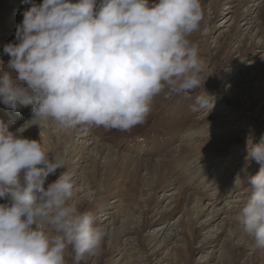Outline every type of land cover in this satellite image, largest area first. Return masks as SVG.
Masks as SVG:
<instances>
[{
    "label": "clouds",
    "instance_id": "9594fccd",
    "mask_svg": "<svg viewBox=\"0 0 264 264\" xmlns=\"http://www.w3.org/2000/svg\"><path fill=\"white\" fill-rule=\"evenodd\" d=\"M30 5L4 45L0 103L33 118L0 131V264H81L103 247L106 231L81 211L64 155L23 133L35 119L64 129L131 130L146 122L156 97L201 88L205 64L189 37L203 19L201 0H24ZM214 97H195L209 112ZM249 150L248 197L238 213L242 233L264 250V134ZM63 172L52 182L50 175ZM239 180V178H237Z\"/></svg>",
    "mask_w": 264,
    "mask_h": 264
},
{
    "label": "bare ground",
    "instance_id": "6f19581e",
    "mask_svg": "<svg viewBox=\"0 0 264 264\" xmlns=\"http://www.w3.org/2000/svg\"><path fill=\"white\" fill-rule=\"evenodd\" d=\"M227 1L201 0L200 29L189 39L199 46L206 80L194 92L195 97L204 91L213 96L214 106L209 112H192L194 120L188 136L167 152L166 162L170 163L132 159L99 143V139L83 127L64 129L52 120L35 119L30 122L35 125L23 133L26 138L40 140L52 153L65 156L66 170L76 181L75 197L81 211L94 212L97 226L100 217H106V244L96 258L95 255L85 258L89 264H173V256L176 264H193L195 256H199L200 261L194 264H212L213 261L214 264H264V250L253 248L252 238L242 233L238 222V213L248 197L245 188L250 184L249 177L260 168L255 161L245 166L244 158L249 150L247 138L251 136L255 144L264 134V1L250 6L249 0H232L229 12L222 17L218 7L220 4L227 7ZM11 11L8 0H0V17L3 18L0 22V64L7 57L1 51L6 41L4 37L8 39L23 19L17 24L10 23L16 16L6 18ZM248 41L252 43L250 49ZM251 56L257 60L248 66ZM170 95L156 97L150 115ZM245 95L246 100H243ZM219 105V110L215 109ZM257 106L259 110H255ZM250 111L254 115L257 112V118L250 115ZM232 123L246 128L227 130ZM233 154L236 155L231 157ZM220 160L236 163L230 179L234 182L229 179L227 182V187L236 192L234 202L228 203L234 206L232 211L227 206L217 208L218 202L209 199V192L196 190L197 185L192 183L198 182L195 176L200 174L199 178L207 179L199 184L206 187L212 181L211 176L207 177L209 173H224L228 168H219ZM235 166L239 170L237 174ZM63 171L58 169L47 182L54 181ZM179 171L188 173L182 175ZM83 198L92 201L84 203ZM164 201L167 206H162ZM172 206L179 208L183 215L171 224L168 220H174L177 215L174 209L170 212ZM164 209L160 220L156 219ZM168 213L170 217L165 218ZM184 217L188 218V223L183 221ZM198 224L201 227H197ZM209 227L211 229L202 235ZM214 229L221 232L217 235ZM172 241L181 243L173 255L169 252ZM196 244L200 246L195 247ZM116 255L118 260H115ZM67 264H73L70 255Z\"/></svg>",
    "mask_w": 264,
    "mask_h": 264
},
{
    "label": "rangeland",
    "instance_id": "374dc122",
    "mask_svg": "<svg viewBox=\"0 0 264 264\" xmlns=\"http://www.w3.org/2000/svg\"><path fill=\"white\" fill-rule=\"evenodd\" d=\"M221 5V4H220ZM220 5H219V7H220ZM218 7V8H219ZM223 10H224V8L223 7H221L220 8V12H223ZM227 14H225V15H221L222 17H225ZM3 21V18H1L0 17V22H2ZM220 23H218V25H219ZM247 44H249V49H250V47L252 46L251 44V41H248L247 42ZM213 47H214V45H213ZM262 54L264 55V49L262 50ZM7 58V57H6ZM254 58L251 56L250 58H249V61H250V63H248V66H250L251 65V63H252V61H255V60H257V59H255V60H253ZM216 77L218 78V75H216ZM223 89V88H222ZM226 91V94H227V89L226 90H224V92ZM195 95H196V93L194 92V91H191V92H189V93H187L186 95H185V98L186 99H190L192 102L195 100ZM243 100H246V95H245V97H243ZM218 108V110H219V108H220V105H219V107H216L215 109H217ZM259 108H260V106H257L256 108H255V110H259ZM250 115H252L253 117H255V118H257V116H258V114H257V112H256V115H254V112H252V111H250V113H249ZM197 116H198V114H197ZM228 125V124H227ZM232 126H228V128H226L227 130H234V129H236V128H243L244 127V129L246 128L245 126H243V125H239V123H234V125H233V123L231 124ZM247 130V129H246ZM82 196H85V193L84 194H82ZM201 198H204L203 196H201ZM82 201L84 202V203H86V202H88V203H90L91 201H92V199H89V198H86V199H82ZM207 204V203H206ZM205 204V205H206ZM163 205H165V206H167L168 204H167V201H164L163 203H162V206ZM209 206V205H208ZM236 206V205H235ZM233 207L234 206H230V211H232V209H233ZM174 209V211L173 212H175L177 215L175 216L176 218L174 219V220H168L171 224L172 223H175V221L178 219V217H180V216H182L183 214H182V212L181 213H179V208L177 209L176 207H174V206H172L171 207V209H170V212L172 211ZM177 210V211H176ZM236 210H238V207H236ZM235 210V211H236ZM165 211V209L162 211V212H159V215L157 216V218L156 219H159L160 220V217H161V215L163 214V212ZM170 215H171V213H168L166 216H165V218H169L170 217ZM224 216V215H223ZM104 218H106V217H100V225L98 226V227H101V228H103L105 231H106V233H108V222H104ZM108 218V217H107ZM194 218V215L192 216V219ZM220 220H222V218L220 219ZM220 220H218L219 221V223H220ZM183 221L185 222V223H188V218L187 217H184V219H183ZM105 224V225H104ZM107 225V226H106ZM105 227H107V228H105ZM197 227H201V224H198L197 225ZM174 229L176 228V227H173ZM156 229V228H155ZM208 229H211L210 227L209 228H207V229H205V230H203L202 231V235H205V233H207L208 232ZM149 229H146V231L147 232H149L148 231ZM152 230L153 229H151L150 230V232L152 233ZM214 232H216L215 234H219L221 231H216L215 229L213 230ZM148 234V233H147ZM145 235H146V233H145ZM106 241L107 240H105L104 241V244H103V246L106 244ZM181 246V243L179 242V243H177L176 241H172L171 242V245H170V248H169V252H172L171 254L173 255L174 253H175V249H178V247H180ZM200 246V244H196L195 245V247H199ZM215 251H218L217 249H215ZM101 253H102V251H101ZM100 253V254H101ZM167 253V252H166ZM98 255V253L94 256V258H96V256ZM117 255H116V258H115V256H114V258H115V260H118L117 259ZM119 258V257H118ZM106 259V258H105ZM104 259V261H106ZM200 261V257L198 256V257H194L193 259H192V262H193V264L194 263H197V262H199ZM82 263H84V264H89V262H87V260L85 259V260H83L82 261ZM172 263L173 264H176V260H175V257L173 256V259H172ZM212 264H214L215 263V261H213V262H211ZM90 264H93V262L92 263H90ZM179 264H184V262H182V263H179Z\"/></svg>",
    "mask_w": 264,
    "mask_h": 264
}]
</instances>
